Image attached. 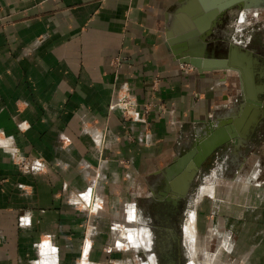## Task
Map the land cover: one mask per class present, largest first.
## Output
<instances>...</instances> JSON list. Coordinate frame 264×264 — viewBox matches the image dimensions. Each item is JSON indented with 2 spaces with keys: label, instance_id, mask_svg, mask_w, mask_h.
I'll list each match as a JSON object with an SVG mask.
<instances>
[{
  "label": "crops",
  "instance_id": "1",
  "mask_svg": "<svg viewBox=\"0 0 264 264\" xmlns=\"http://www.w3.org/2000/svg\"><path fill=\"white\" fill-rule=\"evenodd\" d=\"M188 3L0 0V264H123L108 219L209 127L222 136L230 121L241 134L216 150V188L201 189L206 231L226 233L232 264H264V55L248 39L205 59L222 66L182 63L169 39L193 44L174 32ZM248 93L262 106L246 104ZM124 96L142 121L110 107ZM17 156L43 167L23 170ZM94 181L103 211L89 219L69 198ZM171 241L162 238L156 264H186Z\"/></svg>",
  "mask_w": 264,
  "mask_h": 264
},
{
  "label": "rangeland",
  "instance_id": "2",
  "mask_svg": "<svg viewBox=\"0 0 264 264\" xmlns=\"http://www.w3.org/2000/svg\"><path fill=\"white\" fill-rule=\"evenodd\" d=\"M240 12L239 9L228 11L226 19L222 23L220 21L216 24L205 41H200V39L193 41L194 47L200 48L202 45L203 47L206 45L204 48L209 55L213 51L215 57L218 55L224 56L228 54L229 44L232 42L245 43L249 39L251 48L253 47L255 53L264 55V6L257 11L250 12L244 21L239 19ZM221 150L216 151L209 163L201 167L192 184H190L187 196L175 211L177 217L175 226L179 236L177 243L181 245L182 260L186 264H232L231 256L226 253L230 244L226 233L221 232L216 225H213L210 232L206 231L207 219L205 212L207 213L210 207V195H205V189L201 190L202 187L216 188L217 178L219 177L218 170L222 168L218 156ZM138 194L139 197L134 200L135 204L147 194L146 188L143 186ZM134 202L122 207L120 211L117 210L112 219H108L107 229L111 232L113 246L116 245L118 250H123L119 256L115 255V257L121 258L123 264H156L159 260V254L154 246L155 239L152 237L151 216L146 213L147 209H144V211L137 204L134 217L129 218L130 210L128 211V209L131 208ZM144 204L150 207L152 203L147 201ZM97 208L98 211H93L95 216H99L103 211L102 207ZM192 213L195 214V222L193 225L194 236L191 243L190 238L186 235L189 217L191 218ZM143 231H145V234H142ZM128 233L134 235L133 240L128 238ZM146 238L150 240L149 249L145 248ZM171 249L174 251V248L171 247ZM118 250L114 254H118ZM150 255L156 262L150 261ZM173 255L175 254L173 253ZM84 260L82 259L78 264H87Z\"/></svg>",
  "mask_w": 264,
  "mask_h": 264
},
{
  "label": "water",
  "instance_id": "3",
  "mask_svg": "<svg viewBox=\"0 0 264 264\" xmlns=\"http://www.w3.org/2000/svg\"><path fill=\"white\" fill-rule=\"evenodd\" d=\"M264 6V0H189L188 6L185 8L187 16L189 18L186 20L187 24L184 29L174 31L177 39H200V41H205L206 37L211 34L216 24L220 22V19L230 10H251L259 9ZM173 32V33H174ZM181 39V40H182ZM176 41L169 39V43L172 46L173 54H175L178 59L184 64H190L192 67L198 69L199 71H207L211 68L222 66L225 63L222 62L221 65L214 64L216 60L210 58H216L214 52L212 51L210 55L205 50L203 45L200 48L194 47V44H187L183 41L182 44H174ZM205 44V43H204ZM180 46V47H178ZM194 54L199 55V59L203 60L204 65H196L194 62ZM225 58L226 55H218L217 58ZM247 79V75L245 77ZM246 81V80H245ZM246 104L261 107L262 104L255 99L246 97L244 99ZM245 114V112H244ZM241 120V119H240ZM235 121H230L226 128L229 127L231 130L236 131ZM217 129L208 128V133L205 136L207 139L198 140L192 144L191 148L183 153L181 156L174 159L173 163L165 167L163 172L165 176V191L158 197L156 204V209L158 214H161L164 218L170 213L175 212L183 199L187 196L190 184L194 180L195 176L199 172L202 166L209 163L213 157L215 151L223 147L225 144L229 143L230 140L235 138L237 135H230L226 137L214 135ZM226 132L225 128L221 130ZM237 132V131H236ZM184 158V160H183ZM178 164L176 169L174 167ZM186 184V189H174L172 184L178 185V182L182 179ZM171 184V188L168 187ZM170 188V189H169ZM170 264H174V260L169 261Z\"/></svg>",
  "mask_w": 264,
  "mask_h": 264
},
{
  "label": "flooded vegetation",
  "instance_id": "4",
  "mask_svg": "<svg viewBox=\"0 0 264 264\" xmlns=\"http://www.w3.org/2000/svg\"><path fill=\"white\" fill-rule=\"evenodd\" d=\"M227 14H225L222 18H221V23L226 19ZM220 25V24H219ZM261 83L264 84V78L260 80ZM165 176H164V172H160L158 174H154L151 175L147 178L146 180V184H145V188L147 191V194L144 196V198H140L137 201V204H139V208H141L142 210H146L152 219V237L153 239H155V244H156V250L158 251L159 249V244L162 241V238L166 235H168L171 238V247L172 248H178V234H177V227L176 225V214L175 212L170 213L167 218H164L161 214H158L157 209H156V202L158 201V197H161V194L165 191ZM147 201H149L151 204V206L149 207V205H146L143 203H146ZM137 204H135V202L131 205L132 207H134V209L136 208ZM144 210V211H145ZM136 213V210H135ZM142 234H145V231L142 232ZM134 235L131 236L130 239H134L133 238ZM146 240H149V238H146ZM150 241V240H149ZM150 247V245H149ZM149 247L147 249H149ZM146 248V247H145ZM151 257V261H153L152 256Z\"/></svg>",
  "mask_w": 264,
  "mask_h": 264
},
{
  "label": "built area",
  "instance_id": "5",
  "mask_svg": "<svg viewBox=\"0 0 264 264\" xmlns=\"http://www.w3.org/2000/svg\"><path fill=\"white\" fill-rule=\"evenodd\" d=\"M110 107L119 108L121 110L122 116L124 119H130L134 121H142V118L139 116L136 111L131 98L128 96H124L123 98L114 99L110 104ZM17 165L20 166L23 170H41L43 164L40 160H25L22 157L17 156ZM85 195L90 196V202L93 205H98V207L103 208V200L97 191L96 182H92L89 187H87L84 191L76 193L69 198V201L80 211L86 213L87 218L96 217L92 212L90 206L86 205L84 202Z\"/></svg>",
  "mask_w": 264,
  "mask_h": 264
},
{
  "label": "bare ground",
  "instance_id": "6",
  "mask_svg": "<svg viewBox=\"0 0 264 264\" xmlns=\"http://www.w3.org/2000/svg\"><path fill=\"white\" fill-rule=\"evenodd\" d=\"M246 11H251V10H242V13L243 12H246ZM194 59V62L196 63V65H199V64H201V66H203L204 65V63H203V60H201V59H199V55H197V54H194V57H193ZM221 63L222 62H215L214 64H216V65H221ZM189 66H191L192 67V65H190V64H188ZM249 80H251V78H250V75H247V79H246V82H247V84L249 83ZM248 96L250 97V98H252V99H255V96L254 95H250L249 93H248ZM248 109V108H247ZM228 124V123H227ZM235 127H236V131H233V130H231V128H229V127H227V128H225V130H226V132H224V134L222 135V137H226V136H230V135H239V134H241V131H239V128H240V124H241V121H236L235 123ZM227 126V125H226ZM240 133H239V132ZM217 132H215V133H213V137H214V135H217L216 134ZM218 136V135H217ZM208 137H210L209 135H208ZM207 137V138H208ZM206 137L204 138V139H207ZM204 139H202V140H204ZM199 140V139H198ZM201 141V140H200ZM183 160H184V158H183ZM178 166V164L174 167V169H176V167ZM184 178L182 179V180H180L179 182H178V185L177 186H175L174 184H172V186H173V188L176 190V189H178V190H180V189H186V184L187 183H184ZM168 187H170L171 188V184H170V186H168ZM169 188V189H170ZM84 203L86 204V205H88V206H90V208H91V210H92V212L94 211V212H96V211H98L99 209L97 208L98 207V205H93L91 202H90V196H88V195H85V198H84ZM193 225H194V218H193V216H191V218L189 217V221H188V230H187V237L188 238H190V242L192 243V240H193V236H194V234H193ZM147 242V243H146ZM149 240H145V243H146V245H145V247L146 248H148L149 247ZM150 261H151V257H150Z\"/></svg>",
  "mask_w": 264,
  "mask_h": 264
}]
</instances>
